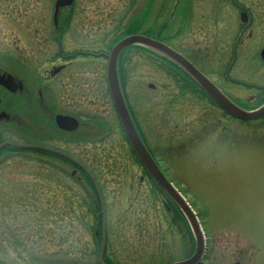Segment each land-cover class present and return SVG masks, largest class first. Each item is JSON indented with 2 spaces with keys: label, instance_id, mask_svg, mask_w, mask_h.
<instances>
[{
  "label": "rangeland",
  "instance_id": "374dc122",
  "mask_svg": "<svg viewBox=\"0 0 264 264\" xmlns=\"http://www.w3.org/2000/svg\"><path fill=\"white\" fill-rule=\"evenodd\" d=\"M199 1L204 2L165 0L164 9L158 10V0H76L72 10L60 12L69 22L64 49L71 54L83 49L108 55L120 34L136 24L138 29L148 25L162 32L174 49L187 47L188 56L239 105L257 109L264 103V91L247 86L264 89V68L258 75H238L244 85L235 84L221 73L217 50L205 51L202 44V52H193L183 46L191 41L186 34L179 44L178 34L192 18L210 19L204 5L191 10V2L197 8L194 2ZM7 27L4 34L12 46L7 49L13 50L15 33ZM218 28L214 23L212 30ZM82 59L86 60L79 57L75 62ZM121 66L126 98L149 150L199 217L206 238L203 264H264V121L232 120L145 49L126 52ZM105 77L103 70L100 117L109 120L115 114L108 97L106 101L103 97ZM114 120L113 132L101 134L109 139L103 143L100 161L84 154L86 163L100 164L96 173L105 186L108 263L170 264L191 257L195 243L188 225L167 211L165 197ZM1 155L0 263L64 264L60 258L68 255L79 261L85 245L93 240V231L86 226L87 221L93 225L92 204L70 177L72 168L30 153ZM75 177L80 178V173ZM141 177L145 185L139 188ZM84 215L89 218L84 220ZM94 260L96 256L86 262Z\"/></svg>",
  "mask_w": 264,
  "mask_h": 264
},
{
  "label": "flooded vegetation",
  "instance_id": "af4514ba",
  "mask_svg": "<svg viewBox=\"0 0 264 264\" xmlns=\"http://www.w3.org/2000/svg\"><path fill=\"white\" fill-rule=\"evenodd\" d=\"M57 1L0 0V145L9 142L18 145L47 147L70 155L98 177L96 168H99L100 164L97 161L86 163L84 154H89L94 160L100 161L103 143L109 139L101 137V134L107 130L112 133L113 119L117 122V114L107 84L108 55L99 50L93 52L82 49L72 54L68 50L65 51V33L69 22L67 18H61L60 12L65 9L72 10L76 0H73L70 6L58 8L55 17ZM201 1L204 2H194L197 8L191 2V10L196 11L204 5L210 10V19L192 18L189 27L186 25V28L178 34L179 44L182 45L183 41L181 40L188 35L191 39L190 44L183 46H189L190 49H194L193 52H202V44H205V51L217 50L222 59L221 73H224L226 79L235 84H243L238 75H258L264 68V59L262 58L264 0ZM100 4L101 1L96 6ZM129 5L131 6L132 2ZM164 6L165 0H158V10L164 9ZM220 13L223 17L221 19ZM210 22L212 26H210ZM214 23L219 25L217 31L212 30ZM142 24L140 22L139 26ZM39 25L42 26L40 31ZM7 26L12 27L15 33L13 50L7 49L12 47L7 45L8 37L4 34L8 29ZM137 28V24L131 26L128 33L143 35L171 46L166 43L161 35L162 32H157L148 25L145 29ZM38 32L39 34H37ZM53 47H56V50H53ZM182 48L181 50L173 49L206 75L196 64L195 58L188 56L187 50L189 49ZM133 49L143 48L135 46ZM145 51L157 55L149 50ZM206 54L208 55V53ZM79 57L86 60L82 59L81 62L76 63L75 58ZM157 57L163 64H170L163 56L157 55ZM174 67L176 73L184 75L179 67ZM103 70L107 86V94H104L103 97L105 101L108 97L115 114V117L113 115V118L109 120L100 117V101L102 99L100 78L102 79ZM10 76L14 81L12 82L15 86L14 92L5 86L9 82L8 77ZM121 85L123 86V82ZM217 87L231 98L220 86L217 85ZM247 87L260 93L264 91L256 85ZM67 89H69L68 94L66 93ZM123 90H125L124 86ZM231 100L236 102L232 98ZM128 102L132 119L138 132L141 133ZM60 116L75 119L77 128L70 131L59 127L57 118ZM119 130L122 132L121 127ZM6 151L41 154L39 150L16 151L11 147H4L0 149V161L3 157L1 154ZM56 156L51 153L47 158L61 163L65 162L58 157L59 155ZM67 164L72 168L73 177L79 172L82 173L76 164L69 162ZM107 165L111 166V164ZM111 170H113L112 166ZM79 179L83 180V177L81 176ZM143 185L145 182L141 177L139 188H142ZM101 188L107 201L105 186L102 183ZM138 191L140 192V190Z\"/></svg>",
  "mask_w": 264,
  "mask_h": 264
},
{
  "label": "water",
  "instance_id": "95a60500",
  "mask_svg": "<svg viewBox=\"0 0 264 264\" xmlns=\"http://www.w3.org/2000/svg\"><path fill=\"white\" fill-rule=\"evenodd\" d=\"M72 2L73 0H58L56 13L58 12V8L63 6H70ZM135 45L143 46L157 53H160L166 58L173 61L178 66H180L195 81V83L215 102V104L219 106V108H221L226 114L235 119L245 122L257 121L264 117V105L254 111H246L238 107L233 102H231L223 93H221V91L209 79H207L201 72H199V70L195 68L182 55L175 52L163 43L146 38L144 36H130L121 40L114 46L109 55L107 71L109 91L113 100L114 107L118 114L120 123L128 139V142L132 147L134 153L136 154L137 158L150 175V177L154 180L157 186L165 193V195L175 204V206L181 211V213L189 224V227L195 240V252L193 256L188 260L174 264H202V261L204 260L206 242L198 217L195 212L191 209L190 205L187 203L182 194L172 185V183L167 180L165 175L162 173V171L160 170V168L144 146L131 119L120 87L118 76V62L120 55L124 50ZM262 58L264 59V50L262 52ZM8 80L9 82H7L5 86L10 91L14 92L15 86L12 84V82H14L13 78L10 76L8 77ZM57 123L59 127L63 129H68L70 131L76 129L78 126L77 121L69 117L60 116L57 118ZM7 146H11L18 149H36L57 154L77 164L88 175L99 196L102 208V242L99 252L98 264H105L103 262V252L106 241V209L103 196L93 175L83 165L79 164L74 159L64 153L46 147L24 146L17 145L14 143H5L0 146V149Z\"/></svg>",
  "mask_w": 264,
  "mask_h": 264
},
{
  "label": "trees",
  "instance_id": "16d2710c",
  "mask_svg": "<svg viewBox=\"0 0 264 264\" xmlns=\"http://www.w3.org/2000/svg\"><path fill=\"white\" fill-rule=\"evenodd\" d=\"M40 155H42L43 157H46V158L48 156H50V154L48 155L47 153H44V152H41ZM40 161L43 162L42 160H40ZM63 161L67 162L66 160H63ZM81 176L83 177V180H81L79 178L77 179L76 177H71V176L70 177L72 178V180L76 184H78L79 186L81 185V187L84 189L86 196H87L86 202L92 204L91 212L89 211V213L91 215V218L89 220H91V222H92V219H93V225H91V223H89L87 221L86 226L90 231H93L92 232L93 240L91 243H87L85 245V249L83 250V252H81L80 259H78L79 261L72 260V258H70V256L68 255L67 257L60 258V259L65 260L64 264H97V258H98V253H99V249H100V244H101L102 215H101L99 200H98L97 194H96L89 178L83 173H81ZM172 211L176 212L177 217H179L180 220L184 221V218L180 215V213L178 212V210L176 208L173 207ZM85 218H89V215H87V217L84 215V220H86ZM184 223H185V221H184ZM93 247H94V249H93ZM92 256H96V260H94L93 263L86 262L87 259H90ZM104 257H105L104 261L106 263H108L106 251H105ZM33 261L37 262V260H35V259H33Z\"/></svg>",
  "mask_w": 264,
  "mask_h": 264
}]
</instances>
